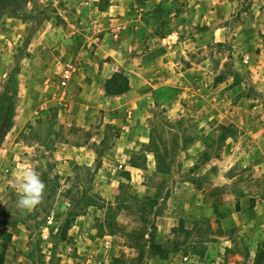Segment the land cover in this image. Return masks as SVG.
Masks as SVG:
<instances>
[{
    "label": "rangeland",
    "instance_id": "rangeland-1",
    "mask_svg": "<svg viewBox=\"0 0 264 264\" xmlns=\"http://www.w3.org/2000/svg\"><path fill=\"white\" fill-rule=\"evenodd\" d=\"M195 4L167 21L163 0H0L3 264H208L227 219L241 252L253 224L264 243V0L210 2L218 36ZM172 35L199 56L169 55ZM186 62L203 77L182 80ZM116 70L132 84L121 99L94 86ZM22 163L46 184L31 211L16 204Z\"/></svg>",
    "mask_w": 264,
    "mask_h": 264
},
{
    "label": "crops",
    "instance_id": "crops-1",
    "mask_svg": "<svg viewBox=\"0 0 264 264\" xmlns=\"http://www.w3.org/2000/svg\"><path fill=\"white\" fill-rule=\"evenodd\" d=\"M153 1L158 2V0L157 1L153 0ZM193 1H194V4L196 3L194 6L195 7L197 6L196 11H194V13H195L194 18L197 19L198 22L201 23L203 26L204 25L210 26L209 27V29H210L209 34L211 36H218L219 34H222V32L225 31V29L220 27V26H217V24L220 22V19H219L220 11L219 10H221L223 8V6L227 5V3L230 0H193ZM163 2L165 4H168V6L170 8V9L168 8V10L165 11V13H164L165 15L163 17L165 20L169 21L171 18H173L177 15L175 10L172 9V6H174V4H176L177 0H163ZM210 2L215 3L217 6L219 5V10L217 7L216 11L213 12L211 10V8H207V5H209ZM186 15H187V17H186L187 20H189L187 13H185L183 17H185ZM181 19L182 18L180 17V20ZM191 28H192V25H187V24L185 25V31L186 32L189 31ZM202 36H205V35L203 34ZM169 37H173V35L169 36ZM169 37H167V38H169ZM217 41H219L218 38L216 39L215 42H217ZM200 43L202 44V41ZM193 44L198 45L197 41H194L192 43V42H190V40H186V42L180 43V47L176 46L173 48L172 47L173 45H171L170 47L173 48V51H171L169 53V55L171 54L174 56V55L178 54L179 56H181L185 60H188V59L190 60L191 58H194V55H196L198 57L199 52H200L199 50H201V48L200 47H191ZM183 55L185 57H183ZM197 57H196V59H197ZM170 64H171V68L173 69L176 63L170 62ZM190 65L194 66V68L191 70H187V62L182 65L185 68V72H182L183 70H180L181 71L180 76H181L182 80H188V77L191 78V73H189V71H194L195 72V73H193L194 75L197 74L194 81H197L201 77H203V73L201 72V70L203 69L202 63L191 62ZM116 72H120V71L116 70V71H113V73L111 75L99 77V82L97 79L98 84L96 81L94 82V86L99 85V88L101 90V95L103 94V96L104 95L109 96L105 91V84L110 78H112V76ZM122 73H124V72H122ZM126 75L129 77L128 74H126ZM129 79H130V77H129ZM130 84H131V79H130ZM131 88H132V84H131ZM127 94L116 97V98L117 99L124 98L125 96H127ZM109 97H112V96H109ZM251 210H253V209H251ZM242 211L248 212L247 209H243ZM232 220L233 219H229V220L227 219L224 221V223H223V229L225 230L224 234H223V236L218 237L222 243H220V245H219L220 247H215L217 249V251L218 250L222 251L223 255L218 256L217 252H215V256H212V257H214V259H212V257H211L208 260V264H257L258 254L261 253V252H259V249H261L262 244H263V241L260 242V239H259V238H261L260 234L262 232V230H261L262 223L259 222L256 225L253 224L252 226H250L251 228H249V229L255 231V233L253 235H250V237H251V240H250L251 251L249 253L245 254L239 250V246L237 243V241H238L237 234L233 235L228 231V228H233V227L237 228L239 226V225L233 226L231 223ZM246 240H248V239H246ZM214 242H216V241H213L212 243H214ZM185 258H187V261L185 260ZM182 260H183L181 262L182 264H205L202 261L203 257H201V256H195V258H191L190 256H185V257H182ZM213 260H215V262H213ZM261 260L262 261H260V263H258V264H264V255L261 258Z\"/></svg>",
    "mask_w": 264,
    "mask_h": 264
},
{
    "label": "clouds",
    "instance_id": "clouds-1",
    "mask_svg": "<svg viewBox=\"0 0 264 264\" xmlns=\"http://www.w3.org/2000/svg\"><path fill=\"white\" fill-rule=\"evenodd\" d=\"M17 190V207L21 211H31L41 204L46 184L40 174L27 163L17 165L12 172Z\"/></svg>",
    "mask_w": 264,
    "mask_h": 264
},
{
    "label": "trees",
    "instance_id": "trees-1",
    "mask_svg": "<svg viewBox=\"0 0 264 264\" xmlns=\"http://www.w3.org/2000/svg\"><path fill=\"white\" fill-rule=\"evenodd\" d=\"M11 85H12V90L9 93H14L16 91L15 74L12 77ZM130 90H131L130 79L125 73H122V72H116L112 76V78H110L105 84L106 93L112 97H119V96L125 95L128 92H130ZM13 98H14L13 96L12 97H6V98L4 97L2 99V101H5V102L7 100L11 101V100H14ZM13 108H14V105H12L11 109L13 110ZM9 122H10V124H9L8 128H11V126L13 125V116L9 119ZM223 129L229 130V128H227V127H223ZM229 136H230V133H229ZM62 233L66 234L67 231L65 229H63V232H62V230H60L59 237L62 236ZM263 247H264V243L262 244L261 249H259V252H261V253L258 254L257 264L260 263V261H262L261 258L264 255V251H262ZM0 264H3V258L2 257H0Z\"/></svg>",
    "mask_w": 264,
    "mask_h": 264
},
{
    "label": "built area",
    "instance_id": "built-area-1",
    "mask_svg": "<svg viewBox=\"0 0 264 264\" xmlns=\"http://www.w3.org/2000/svg\"><path fill=\"white\" fill-rule=\"evenodd\" d=\"M120 33H121V28L117 27V29L114 31L115 38H118ZM171 38L172 37H169V38L165 39V43L168 46L172 45ZM246 62H248V61H246ZM72 74H73V72L71 70H65V72L63 73L64 85H67V83L72 79ZM185 260L187 261V258H185Z\"/></svg>",
    "mask_w": 264,
    "mask_h": 264
}]
</instances>
